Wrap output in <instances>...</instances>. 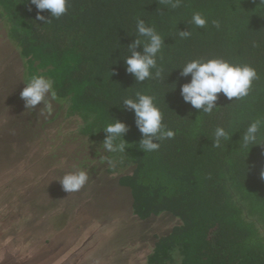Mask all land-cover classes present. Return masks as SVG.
Masks as SVG:
<instances>
[{
	"label": "trees",
	"instance_id": "16d2710c",
	"mask_svg": "<svg viewBox=\"0 0 264 264\" xmlns=\"http://www.w3.org/2000/svg\"><path fill=\"white\" fill-rule=\"evenodd\" d=\"M197 11L208 17L204 28L189 24ZM137 19L165 40L157 60L162 77L142 84L126 72L122 59L137 37ZM213 19L220 21L219 29ZM0 24L22 61L23 82L33 73L54 80L53 103L65 118L78 120L74 139L77 134L105 151L104 126L113 119L128 126L125 152L105 153L113 170L128 169L117 184L128 189L132 214L141 221L167 214L177 222L156 240L146 264H264V128L262 144L240 147L248 123L264 118L260 0H180L175 9L166 0H68L59 19L31 0H0ZM179 31L191 36L181 39ZM201 57L255 68L250 95L228 100L220 93L219 108L210 115L185 103L180 86L191 77H181L178 68ZM136 92L156 97L163 124L175 132L156 151L139 148L134 113L122 106V98ZM217 126L229 138L214 147Z\"/></svg>",
	"mask_w": 264,
	"mask_h": 264
},
{
	"label": "rangeland",
	"instance_id": "374dc122",
	"mask_svg": "<svg viewBox=\"0 0 264 264\" xmlns=\"http://www.w3.org/2000/svg\"><path fill=\"white\" fill-rule=\"evenodd\" d=\"M22 61L0 24V264H146L156 240L176 225L141 221L105 151L75 135L77 119L53 103L27 109ZM72 136V137H71ZM74 139V140H73ZM83 169L88 182L65 192L59 179Z\"/></svg>",
	"mask_w": 264,
	"mask_h": 264
},
{
	"label": "clouds",
	"instance_id": "9594fccd",
	"mask_svg": "<svg viewBox=\"0 0 264 264\" xmlns=\"http://www.w3.org/2000/svg\"><path fill=\"white\" fill-rule=\"evenodd\" d=\"M175 9L180 6V0H166ZM39 11L49 10L51 17L59 19L67 13L68 0H31ZM264 5V0H260ZM37 19L45 20L38 15ZM47 20L46 22H49ZM45 22V23H46ZM209 23L208 17L201 12L192 14L189 24L197 28H204ZM212 25L220 28V21L213 19ZM137 37L127 46L128 55L122 59L126 64V72L131 74L136 84H142L146 80L160 79L163 69L158 66V58L162 59L164 39L154 26L148 25L143 19L136 20ZM181 39L191 36V31H179ZM140 37H143L142 41ZM142 46V53L137 48ZM255 46V45H254ZM180 69V76L191 77L190 81L180 86V94L185 103L204 114H212L217 107L218 94L222 93L228 100H242L250 95L253 81L258 79V74L251 65L235 63L222 57L191 59L186 61ZM155 70V71H153ZM26 86L20 92V97L25 101L27 109H35L42 106V114L52 116L53 102L57 100L54 89V80L45 75L33 73L24 83ZM176 87V85H175ZM154 95L145 92H136L132 97L122 98V106L125 110L132 111L135 117V126L142 134L139 148L143 152L156 151L160 147V141L172 139L175 132L163 124V113L156 104ZM264 128V118L257 116L251 120L242 133L240 147L262 144L260 141L261 130ZM106 138L103 148L107 152H125V134L128 126L117 119L107 123L103 130ZM229 133L224 127L217 126L214 131V147H219L222 140H227ZM119 141V142H117ZM155 141V142H154ZM260 178L264 180V170L260 172ZM89 175L83 169L65 173L59 182L65 192L72 193L81 190L88 182Z\"/></svg>",
	"mask_w": 264,
	"mask_h": 264
}]
</instances>
